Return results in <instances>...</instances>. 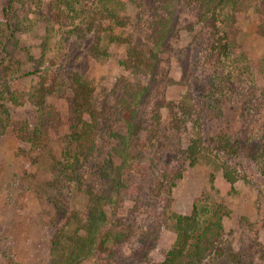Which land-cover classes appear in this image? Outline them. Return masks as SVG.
<instances>
[{"label":"trees","instance_id":"obj_1","mask_svg":"<svg viewBox=\"0 0 264 264\" xmlns=\"http://www.w3.org/2000/svg\"><path fill=\"white\" fill-rule=\"evenodd\" d=\"M8 1L5 20H0L4 55L0 59V136L14 135L21 145H30L24 151L31 152L50 146L52 137L62 140L60 155L53 154L54 187L59 193L56 203L62 201L64 189L72 187L86 202L85 209L71 213L60 212L58 207L52 264H83L94 257L116 259L139 219L155 223L170 219L174 188L188 167L223 157L220 168L234 186L244 177L234 160L244 155L264 176V86L255 79L249 53L239 39L237 18L232 19L230 30L220 25L227 0L178 3L177 20L181 21L185 14L191 17L185 18L187 24L182 30L193 34L200 27L199 35L205 38L203 49L209 56V67L205 69L209 74L197 71L195 77L196 82L203 83L202 95H196L191 84L189 93L180 101L168 98L176 82L166 62L165 49L178 34L172 28L176 12L171 5L168 19L157 22L138 15L134 32L112 37L113 42L128 48L122 65L149 81L145 84L122 77L113 89L115 104L108 106L98 100L82 76L72 72L65 80L61 79V71L50 86L44 76L34 91L22 96V104L19 102L20 97L7 79L11 70L5 69L4 73L1 67L6 58L13 59L17 46L28 50L31 60L36 58L30 46L25 47L16 38L21 25L13 21L14 0ZM129 21L126 15L119 23L124 28ZM87 29L92 31L90 26ZM261 29L264 32V25ZM100 40L98 36V43ZM48 41L37 59L43 66L48 61ZM94 51H98L96 45ZM230 65L237 70L227 73ZM53 67L58 68L55 62ZM51 96L66 103V114L49 104ZM28 102L38 113L36 125L30 120L12 119L9 105L25 106ZM233 108L237 115L227 117L225 111ZM247 121L251 122L248 132L245 127L241 129ZM187 137L190 141L186 149L170 150L168 141ZM127 202L132 207L128 217H123L121 212ZM108 208L112 209L111 215ZM176 227L177 241L161 264H206L210 258L225 253L224 215L220 211H214L204 221L196 209L191 215H176Z\"/></svg>","mask_w":264,"mask_h":264},{"label":"rangeland","instance_id":"obj_2","mask_svg":"<svg viewBox=\"0 0 264 264\" xmlns=\"http://www.w3.org/2000/svg\"><path fill=\"white\" fill-rule=\"evenodd\" d=\"M8 2L0 0L1 21L5 20ZM240 2L226 1L220 25L230 30L232 19L237 18L236 30L241 32L239 39L249 53L255 79L264 86V32L261 29L264 0ZM138 3L133 0H14L13 21L21 25L16 38L24 42L25 47L30 46L36 58L31 60L28 50L17 46L13 59L11 56L6 58L1 67L4 73L5 69L11 70L7 79L20 97L19 102H23L24 94L39 86L44 76L50 86L53 77L61 71V79L65 80L69 73L79 74L95 90L100 102L114 105L113 89L122 77L145 84L149 80L132 74L122 65L128 48L113 42L112 37L134 32L138 15L157 22L168 19L171 5L176 12L172 28L175 27L178 34L171 38L165 49L166 62H169L176 82L169 89L168 98L180 101L189 93L191 84L195 94L202 95L204 88L200 85L203 83L196 82L195 77L202 74V70L209 74V69H205L209 67V56L203 49L205 38L199 35L201 28L193 34L182 30L187 24L186 19L191 17L185 14L181 21L177 20L179 0H138ZM126 15L131 23L123 28L119 22ZM89 26L92 31L88 32ZM98 36L101 37L99 43ZM46 41L48 61L43 66L37 59H40ZM2 56L0 45V59ZM54 62L58 68H51ZM234 69L237 70L230 65L226 72H235ZM1 84L0 81V87ZM48 102L66 114L65 102L56 96H51ZM9 108L13 120H30L37 124L38 113L29 102L25 106L9 105ZM225 112L227 117L237 115L235 108ZM114 119L121 128L115 113ZM250 124L247 121L241 129L245 127L244 131L248 132ZM189 141L190 137H187L168 143L170 150L186 149ZM62 144V140L52 137L50 146L31 152L24 151L25 147L30 149L31 146L21 145L14 135L0 136V264H52L58 207L61 206L60 212L70 213L86 208L82 194L73 187L64 189L60 195L62 201L56 203L59 193L54 187L53 154L60 155ZM220 163H223V157H218L216 162H201L187 168L174 188V203L167 222L139 219L133 224V233L116 259L94 257L83 264H161L177 241L176 215H191L195 209L201 221L214 211L224 215L225 253L210 258L206 264H264V176L250 158L241 155L234 160V165H239L244 177L232 186ZM131 207L132 204L127 202L121 215L128 217ZM107 211L111 215L112 209Z\"/></svg>","mask_w":264,"mask_h":264}]
</instances>
